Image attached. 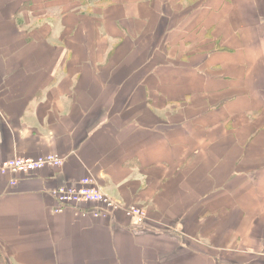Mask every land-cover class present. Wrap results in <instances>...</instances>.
Instances as JSON below:
<instances>
[{
    "label": "crops",
    "instance_id": "1",
    "mask_svg": "<svg viewBox=\"0 0 264 264\" xmlns=\"http://www.w3.org/2000/svg\"><path fill=\"white\" fill-rule=\"evenodd\" d=\"M150 42L168 44L169 53L149 51ZM151 58L157 66L147 72ZM160 58L189 60L183 114L201 124L189 126L200 132L189 143L175 126L182 112ZM48 153L63 166L14 176L16 184L0 177V264L186 257L189 229L183 239L179 226L189 219V172L209 180L213 170L222 186L229 171L235 187L264 186V0H0V160ZM88 175L147 217L122 208L95 216L92 203L56 213L51 191ZM234 199L242 210L246 198ZM199 200L208 218H225L231 204ZM258 235V248L239 249L256 256L250 264H264Z\"/></svg>",
    "mask_w": 264,
    "mask_h": 264
},
{
    "label": "rangeland",
    "instance_id": "2",
    "mask_svg": "<svg viewBox=\"0 0 264 264\" xmlns=\"http://www.w3.org/2000/svg\"><path fill=\"white\" fill-rule=\"evenodd\" d=\"M93 3L96 2L93 1L91 4ZM88 9L90 8L86 7L84 11ZM47 11L48 13H56L58 8L50 7ZM52 17L54 16H51V18ZM145 45L149 51L156 50L159 52V47L161 45L162 51H166L167 54L170 51L168 44L150 42ZM164 57L166 56L164 55ZM157 61L158 60H154L153 58L146 60L145 66L147 72L154 66H157ZM160 61L163 81L165 79L163 76H166L168 80L169 78L171 79L172 86L175 88L178 98L176 110L182 112L181 115L179 114V122L175 124V126L181 133L187 134L189 143V135L192 133L196 135L200 134L199 131L195 132L191 129L189 130V126L194 125L197 130L201 129V124H189V118L186 119V116L183 114L186 101H189V60L186 58L181 60L160 58ZM157 76L158 75H154L153 77V74H151L149 78L154 80V78L157 79ZM233 142L234 140L230 139L227 141V145ZM210 147H214V144L211 143ZM227 156L228 155H226V159ZM187 160L189 161V154ZM223 163L226 164V162ZM209 166L212 168V163H210ZM228 172L229 171H227L223 177L225 185L222 186L218 184L216 172L213 170L209 171V180L205 178V175L208 174L206 171L197 172V177L196 172H189V219L183 218L181 220L183 224L179 226L181 228L179 235L181 238L185 239V237L188 236L187 231L189 229L190 250H188L186 257L179 256L177 260L165 262L166 264H250L252 258L256 259L255 255L250 257L249 252H242L240 255L239 249L241 247V250H246L248 246H255L258 248V241L255 233H258L259 237L260 233L264 234V203L259 202V200L256 203H249V198H264V186L260 184L249 186V184L247 185L246 183L245 186L243 185L239 188L235 187L233 185L235 173L232 172L233 175L229 177L231 172H229V174ZM192 195L197 198H192ZM203 197L229 198L231 204L226 203L227 211L225 218L219 219L216 214L214 217L208 218V213L203 210L202 203L199 200V198ZM234 198H246V201L243 202L242 210H237L240 204L237 203ZM194 201L195 203L193 204ZM193 207H195V210H192ZM202 215L205 218L204 221L201 220L203 217ZM242 227H246L248 233L240 234L239 231L242 230ZM213 228L217 229L213 231L212 243L207 244L210 239L206 234ZM250 230L254 235L249 234ZM203 234L206 236H203ZM244 243H246V245H244ZM191 245H193V247Z\"/></svg>",
    "mask_w": 264,
    "mask_h": 264
},
{
    "label": "built area",
    "instance_id": "3",
    "mask_svg": "<svg viewBox=\"0 0 264 264\" xmlns=\"http://www.w3.org/2000/svg\"><path fill=\"white\" fill-rule=\"evenodd\" d=\"M64 164L62 157L53 154H43L37 157L14 156L0 160V177L12 176L11 183L16 184L17 179L14 176L31 174L47 166L61 167ZM57 206L56 213H61L70 206H76L83 203L98 204L94 210V215L99 216L103 212L112 213L122 208L129 217H135L144 220L148 212L146 208L136 205H123L107 193H105L97 184L95 178L91 175L83 177L75 185H60L51 191Z\"/></svg>",
    "mask_w": 264,
    "mask_h": 264
},
{
    "label": "trees",
    "instance_id": "4",
    "mask_svg": "<svg viewBox=\"0 0 264 264\" xmlns=\"http://www.w3.org/2000/svg\"><path fill=\"white\" fill-rule=\"evenodd\" d=\"M81 2V4H86V5H90L93 1L94 2H100V1H104V0H79Z\"/></svg>",
    "mask_w": 264,
    "mask_h": 264
}]
</instances>
